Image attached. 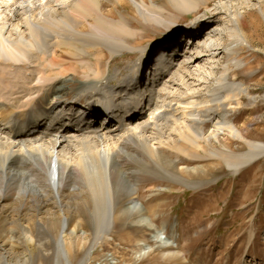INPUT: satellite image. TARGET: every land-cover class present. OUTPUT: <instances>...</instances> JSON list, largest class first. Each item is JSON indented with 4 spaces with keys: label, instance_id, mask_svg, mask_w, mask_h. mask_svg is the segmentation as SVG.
<instances>
[{
    "label": "bare ground",
    "instance_id": "obj_1",
    "mask_svg": "<svg viewBox=\"0 0 264 264\" xmlns=\"http://www.w3.org/2000/svg\"><path fill=\"white\" fill-rule=\"evenodd\" d=\"M117 1L118 4L108 9L110 4L103 0H0V178L3 176L6 181L15 179L23 191L21 193L27 197L43 196L40 199L45 205L56 208V213L63 218L57 235L56 264L62 259L70 264L66 240L69 219L65 209L69 204L63 200L69 177L80 175L89 185L87 190L94 195L99 220L94 247L111 231L115 206L112 173H121L125 177L123 158L132 157L133 145L144 148L152 157L164 153L166 147L187 156H200V150L206 151V147H212V139L220 141V135L224 134L250 145L236 163H229L236 172L244 164L264 156V143L250 141L241 126L231 118V114L243 106L244 95L250 93L243 81L235 80L238 72L234 69L240 63L232 64L231 59L211 80H200L206 87H197L198 83L189 85V80L198 77L196 72L206 71L204 58L218 49L207 42L201 44L203 33H193L190 37L192 43L176 42V47L163 48L161 64L141 88L145 105L138 111L133 110L132 115H124V111L130 109L127 100L134 99L139 91H123L122 84H111L110 81H117L122 72L106 74L101 67L105 59L102 56L115 59L118 53L137 50L138 59L148 61L158 43L131 45L129 38H136L140 33L143 37V29H138L125 15L117 17L115 9L129 5L127 0ZM131 1L143 19L166 28L162 40L167 41L180 31L178 26L181 23L171 20V16L176 13L195 15L200 13V8L209 5L207 0H169L165 7L160 4L162 0ZM225 16L232 23L228 33L233 43L226 47L231 57L245 49L244 44L250 45L238 12ZM193 23L187 22L186 27L190 26L187 33L198 28L197 23ZM210 25L203 28L204 33L210 30ZM101 45H104L103 50ZM187 55L189 61L180 67L181 57ZM135 62L130 61L126 71H130ZM79 65L83 68L81 84L74 92H65L70 81L74 83L69 75L79 76ZM170 76L171 81H166ZM183 85L187 86V91L174 95L173 90H179ZM118 99H123L119 118L106 126L80 127L70 119L69 103L65 108L61 107V102L71 101L96 108L100 102ZM134 105L137 108L140 102ZM210 127L212 130L207 132ZM218 153L212 152V155ZM221 155L227 160L230 149ZM36 172H43L46 182L38 180ZM127 188V196L134 195L131 203H135L137 190L131 186ZM49 195L55 199V205ZM1 198L4 201L7 197ZM38 204L40 207L44 203L41 200ZM138 204L136 202L126 209L120 218L129 217L130 209L136 212L133 215L138 219L147 216V211ZM91 253L90 249L81 264ZM9 257L8 248L5 245L0 247V264H19L11 262Z\"/></svg>",
    "mask_w": 264,
    "mask_h": 264
},
{
    "label": "rangeland",
    "instance_id": "obj_2",
    "mask_svg": "<svg viewBox=\"0 0 264 264\" xmlns=\"http://www.w3.org/2000/svg\"><path fill=\"white\" fill-rule=\"evenodd\" d=\"M127 1L129 5H120L115 13L117 17L127 16L138 29H143L144 35L141 37L140 33L136 38H129L131 45H145L163 39L166 28L147 22L138 14L132 1ZM162 1V7L169 5V0ZM207 1L209 5L200 8V13H176L171 16V20L179 21L181 26L185 22H194L198 28L184 36L177 33L172 37L174 40L162 45L176 42L189 44L192 43L190 37L193 33H203L201 44L207 42L218 48L204 58L206 71L196 72L198 77L189 80V85L200 83L197 87H206L205 83L201 85L200 80H211L231 59L232 64L240 63L234 69L238 72L235 80L243 81L250 93L244 95L243 106L231 114V118L241 126L250 141L264 143V0ZM103 2L110 4L108 9L118 4L117 0ZM235 12L244 24L250 46L244 44L245 49L230 57L226 47L233 43L228 33L232 23L228 22L225 14ZM207 23L211 27L204 33L203 28L209 26ZM162 45L156 47L154 53ZM100 47L103 50L104 45ZM134 51L118 53L115 59L103 55L102 69L106 70V74L114 71L124 74L127 72L126 65L139 55L137 50ZM188 56L181 57L180 67L189 61ZM77 73L78 77L70 74L69 78L78 85L70 81L65 92L72 93L81 84V65L77 66ZM170 78L166 81H171ZM110 83L117 82L112 79ZM186 89L187 86L183 85L179 90L174 89L173 94L178 96ZM61 105L64 107L65 103ZM211 130L212 127L207 128V132ZM212 143L206 151L200 150V156L195 153V156H187L166 147L164 153L152 157L144 148L129 141L134 146L132 151H135L131 158H123L126 162L122 167L125 177L121 173H112L115 205L112 228L107 237L96 241L94 247L99 230L94 195L87 190L89 185L83 182L80 175L69 177L63 200L70 205L65 208L69 219L66 240L70 264H81L90 249L92 253L84 264H264V156L244 164L236 172L234 166L229 167V163H236L238 157L250 149V145L224 134L220 135V141L212 139ZM227 148L231 155L226 160L221 154ZM212 152L218 155H212ZM2 177L0 247L5 245L8 248L9 260L14 263L56 264L57 235L63 218L56 213V208L45 205L40 199L43 196L27 197L21 193L23 191L15 179L6 181ZM35 177L46 182L43 172H36ZM128 186L137 190L134 200L147 211L144 218L135 217L133 214L136 212L131 209L129 217L120 218L126 209L135 204L131 203L134 195L127 196ZM44 195L47 196V193L44 192ZM4 196L7 198L2 201ZM49 198L55 205V199L51 195ZM41 200L44 204L39 207ZM53 209L54 212H50ZM164 236V239L176 242V246H166V241L162 240ZM170 252L178 253L168 255ZM60 264H66L65 260L62 259Z\"/></svg>",
    "mask_w": 264,
    "mask_h": 264
}]
</instances>
